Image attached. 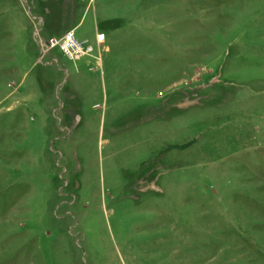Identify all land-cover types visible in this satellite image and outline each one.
Here are the masks:
<instances>
[{
  "label": "rangeland",
  "instance_id": "obj_1",
  "mask_svg": "<svg viewBox=\"0 0 264 264\" xmlns=\"http://www.w3.org/2000/svg\"><path fill=\"white\" fill-rule=\"evenodd\" d=\"M0 264H264V0H0Z\"/></svg>",
  "mask_w": 264,
  "mask_h": 264
},
{
  "label": "built area",
  "instance_id": "obj_2",
  "mask_svg": "<svg viewBox=\"0 0 264 264\" xmlns=\"http://www.w3.org/2000/svg\"><path fill=\"white\" fill-rule=\"evenodd\" d=\"M66 38H68L69 42L67 45H65L64 41L66 40ZM104 35L97 33L96 34V43H99L101 41H103ZM60 44H62V49L63 51L69 55V57H80L83 54H89L91 51H93V46L92 45H86V43L84 42V40L79 41L77 40V38L75 37L74 33L72 30H68L65 32V34L62 35L61 40L59 39ZM45 44V48L43 49V51H51L53 45V40H44L43 41ZM56 42V41H55Z\"/></svg>",
  "mask_w": 264,
  "mask_h": 264
},
{
  "label": "bare ground",
  "instance_id": "obj_3",
  "mask_svg": "<svg viewBox=\"0 0 264 264\" xmlns=\"http://www.w3.org/2000/svg\"><path fill=\"white\" fill-rule=\"evenodd\" d=\"M64 42H65V44L67 45L68 42H69L68 38H66V40H65Z\"/></svg>",
  "mask_w": 264,
  "mask_h": 264
}]
</instances>
